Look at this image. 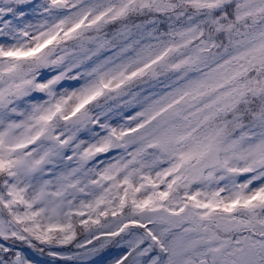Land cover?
Wrapping results in <instances>:
<instances>
[{"label": "snow or ice", "instance_id": "1", "mask_svg": "<svg viewBox=\"0 0 264 264\" xmlns=\"http://www.w3.org/2000/svg\"><path fill=\"white\" fill-rule=\"evenodd\" d=\"M0 264H264V0H0Z\"/></svg>", "mask_w": 264, "mask_h": 264}]
</instances>
